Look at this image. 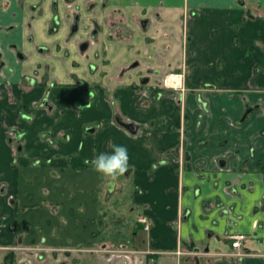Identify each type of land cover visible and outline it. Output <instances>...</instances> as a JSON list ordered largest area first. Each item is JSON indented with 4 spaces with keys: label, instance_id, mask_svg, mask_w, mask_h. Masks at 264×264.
<instances>
[{
    "label": "crops",
    "instance_id": "1",
    "mask_svg": "<svg viewBox=\"0 0 264 264\" xmlns=\"http://www.w3.org/2000/svg\"><path fill=\"white\" fill-rule=\"evenodd\" d=\"M54 2L63 17L64 0H0V25L17 28L9 37L0 33L1 47L15 40L33 55L18 64L7 52V70L0 75V245L13 244L18 231L21 246L33 239L20 230L14 206L8 203L9 196L18 203V178L32 166L72 174L54 185L61 190L58 198L45 190L51 207L41 233L46 247L63 251L47 254L45 264H264V0H75L82 23L96 17L103 40L116 33L118 37L104 41L105 52L98 60L92 59L95 49L81 60L70 44L64 64L50 62L58 80L73 83L68 74L76 73L92 84L89 108L76 109L88 102L89 90L66 88L52 91V110L36 109L44 90L27 88L23 102L31 120L24 123L17 166L7 141L9 129L19 121L13 99L20 97L21 74L45 61L34 54V47H52L61 40L47 34ZM32 6L33 13L28 9ZM30 19L32 45L23 41ZM55 52L56 57L62 54ZM71 62L81 65L75 69ZM90 62L98 69L93 76L88 73ZM150 70L160 76H151L139 89V80ZM170 71L185 74L180 100L173 91L159 98L160 91L154 89ZM199 96L209 113L198 127ZM248 106L257 108L238 125ZM116 115L136 124L138 134L118 126ZM44 131L57 139L54 146L47 148L41 141ZM64 133L70 134L69 142L58 141ZM112 144L127 148L125 174L115 182L100 174L97 180H72L81 172H96L87 163L111 152ZM47 158L53 159L51 165L34 167L35 160ZM86 209L90 214L83 221L78 212ZM121 212L134 219L132 228L121 226ZM141 214L151 220L147 232L137 223ZM95 223L106 233L101 241ZM124 230L132 235L127 250L144 253L109 258L108 251L123 244L115 234ZM240 234L245 235L242 257L235 256L228 238ZM27 259L39 264L32 256Z\"/></svg>",
    "mask_w": 264,
    "mask_h": 264
},
{
    "label": "flooded vegetation",
    "instance_id": "2",
    "mask_svg": "<svg viewBox=\"0 0 264 264\" xmlns=\"http://www.w3.org/2000/svg\"><path fill=\"white\" fill-rule=\"evenodd\" d=\"M75 0H64L65 5V12L64 16L61 17L58 3L54 2L51 6V19L48 26L47 34L50 37H54L57 39V37L61 36L60 41H55L54 45L51 47L49 44L47 45H39L35 46L33 51L34 54L36 53L37 56H40L41 58H44L45 61L39 62L36 67L29 73V72H23L21 74V79L19 82L20 87V97L18 99H13V102H15L16 109L18 110V123L15 127L10 128L8 131V137L7 141L10 146H12L13 152L15 154L14 161H17L18 155L22 151V142L24 138V123L29 122L31 120V116L28 115L27 108L23 102V96L26 93L27 88H35L39 87L44 90L43 97L37 102L33 107L36 109L46 108L48 110H52L53 106L49 104L50 95L53 90L55 89H83V90H89V98L88 102L86 104H80L77 106L76 109L83 110L87 109L91 106L92 99H94V93L92 91V84L88 83L84 78H79L76 73L68 74V79L72 80L73 83H67L63 80H58L57 78L53 77L52 73V67H51V61L59 62V64H64V61L69 57V49L68 46L70 44H75L77 47V53L82 58L88 56V52L91 49H95L96 51L92 55V59H99L100 56L102 57L105 52V46L106 44L104 41L113 40L115 41V38L118 37V34L114 35H108L106 36V40L102 39V27L97 24L96 17H91L90 19L87 18L86 23H82L81 19V13L78 6H75L74 4ZM88 10L92 11L94 9L93 4H89ZM29 12H34L36 10L35 6L29 7ZM32 19L29 20V22L24 26V29H28V33L26 36L24 35V42L31 44L34 41L33 31H32V25H31ZM147 25V21L144 20L141 22V27L145 28ZM64 28L67 30V32L63 35L60 34V30ZM15 25H6L1 26L0 25V33H2L4 36H11L14 35V31H16ZM84 32V33H82ZM80 34L84 36L82 39L80 37ZM63 35V36H62ZM7 44L2 48L0 45V75L4 73L7 70V60H6V54L9 52V54L14 58V61L18 62V64L23 63L25 61H28L32 58L33 55H29L28 52L20 47L15 40H12L10 42H6ZM23 46V44H22ZM54 51V52H53ZM57 52H61V56L56 57L54 54ZM87 53V54H86ZM75 69L79 68L81 65L79 62H71L70 64ZM88 73L90 76L95 75V73L98 71L97 66L90 62L88 64ZM153 70L147 71L144 76L141 77L139 80L138 88H144L151 82V76H160L159 71ZM172 78H175V81L172 80ZM4 84L8 87L10 85V80L5 78ZM143 80H146L145 83H143ZM185 83V74L182 72H167L166 74L162 75L158 80L157 84L155 85L154 89H158V96L162 97L164 92L166 91H173L176 92L179 95L178 100L182 99L184 96V93L186 91V88L184 86ZM9 88V87H8ZM217 91V90H215ZM11 90H9V93ZM105 95L109 96V90H105ZM16 100V101H15ZM180 102V101H179ZM198 107H199V115H198V124L199 127L201 125V120L204 118V116L208 115V103L199 96L198 98ZM255 107L248 106L246 107L243 115L240 117V119L237 121L238 125L243 124L246 122L249 118V116L252 114L253 111H255ZM115 121L123 128L126 132L129 134L136 136L139 131V127L128 121H123L118 115L115 116ZM133 125L136 127L135 133H131L125 125ZM90 131H93V128H88ZM58 141L61 142H69L71 140V136L69 133H64L63 135L58 137ZM41 141L46 145L47 148H50L54 146V144L57 142V139L53 137L52 133L50 131H44L42 132L40 136ZM83 147V143L79 144V149ZM170 151H174V146L170 149ZM154 152V151H153ZM253 149L249 150L250 156H253ZM156 154V152H154ZM53 159L47 158L46 160H35L34 161V167L39 166L41 164H45L46 166H49L52 164ZM92 161H89L87 163V166H91ZM158 163L155 164L154 167H157ZM78 171V170H77ZM23 176L20 175V178L18 180H22ZM1 192H4L1 190ZM110 194V193H109ZM19 196V195H18ZM109 196L107 194L106 200L109 199ZM8 203L12 206H14L15 210V216L17 215V207L18 203L16 202L15 198L13 196L8 197ZM58 207V206H56ZM144 220L145 223L148 224V230L145 229L144 223L140 220ZM137 223L142 225V229L147 232L150 230L152 223L148 216L141 214L137 218ZM23 234L28 235V232L30 231L28 227L23 229ZM2 231V226L0 225V233ZM21 232V231H20ZM19 231L16 234L15 242L11 244L10 246L0 245V254H1V261L0 264H30V261L27 259V257L32 256L34 257L35 262L39 264H45L46 263V256L47 254H58L63 253L61 250L51 249L46 247V240L43 234L40 231L38 234V237L35 239L28 240V246H21L22 243V237L19 235ZM119 233V232H118ZM117 235V233H116ZM241 235V234H240ZM245 237V235H243ZM114 237V235H113ZM116 237V236H115ZM230 241H232L231 236L228 237ZM245 241V238H244ZM243 241V243H244ZM127 242H123V244H120L119 248L109 250L108 253L111 254V257L115 258H129L130 255H142L144 252L141 251H132L127 250ZM232 248V242L230 244ZM244 246V244H243ZM244 250H242V253ZM245 253V252H244ZM24 255V256H23ZM236 256V255H235ZM231 257V256H230ZM234 257V256H233ZM240 257V256H238ZM242 257V256H241ZM236 258V257H235ZM59 264H65L64 262H60Z\"/></svg>",
    "mask_w": 264,
    "mask_h": 264
},
{
    "label": "rangeland",
    "instance_id": "3",
    "mask_svg": "<svg viewBox=\"0 0 264 264\" xmlns=\"http://www.w3.org/2000/svg\"><path fill=\"white\" fill-rule=\"evenodd\" d=\"M14 162L16 163L17 166L19 165L17 161H14ZM51 170L52 169L50 168L41 169V168H32L31 166V169L25 172L27 175L25 174L26 176L23 177V179L20 182V191H19V196H18V207H17V212H16L17 213L16 218H17L20 230L28 227V229L30 230L28 232V235H30L33 239L34 238L36 239L38 237L39 235L38 233L40 231L44 230L45 232L46 226H45L44 221L47 219V215L50 214L51 204L45 195L46 188H48L49 191L54 194V197L58 198L57 195L58 193L61 192V190L60 188H58L59 192L54 190L53 189L54 185L56 183H60V180H68L69 177L72 175L71 173H65V171H61L59 169H55L54 171H51ZM98 174L99 173L93 172V171L91 172L84 171L78 175L76 174L72 176V180L74 179L88 180L90 176L91 177L89 180H97V177L99 176ZM27 180H31V182L30 181L26 182ZM71 191L73 193H77L76 188H73V190ZM104 192L106 193L105 189H104ZM91 193L93 192L91 191ZM84 200H87V199H84ZM59 206L62 208V205H59ZM78 214L84 221L85 218L89 216L90 210L86 209L83 213L78 212ZM119 220L122 223L121 226L125 229L132 228V225L134 224V219L128 218L125 212L122 214V216L119 217ZM129 220H130V223H129ZM60 225H61V222H60ZM102 227L98 225V223H95L93 227L99 232L97 235L100 241L106 235V233H102ZM115 236H116L115 238H117V242L119 241L126 242L128 239H130L132 235H131V232H125L124 230V231H121V233H117V235L115 234ZM111 237H113L112 234H111ZM0 261H1V254H0Z\"/></svg>",
    "mask_w": 264,
    "mask_h": 264
},
{
    "label": "clouds",
    "instance_id": "4",
    "mask_svg": "<svg viewBox=\"0 0 264 264\" xmlns=\"http://www.w3.org/2000/svg\"><path fill=\"white\" fill-rule=\"evenodd\" d=\"M94 170L102 177L115 182L125 174L129 167V155L126 146L112 144L111 152L100 153L92 161Z\"/></svg>",
    "mask_w": 264,
    "mask_h": 264
},
{
    "label": "built area",
    "instance_id": "5",
    "mask_svg": "<svg viewBox=\"0 0 264 264\" xmlns=\"http://www.w3.org/2000/svg\"><path fill=\"white\" fill-rule=\"evenodd\" d=\"M172 80L175 81V78H172ZM141 222H143L145 225V229L148 230V224L145 223V221L142 219L140 220ZM244 236L243 235H234V236H231V239H232V249L234 250L235 255L236 256H243V253H242V246H243V241H244ZM241 251V252H240Z\"/></svg>",
    "mask_w": 264,
    "mask_h": 264
},
{
    "label": "water",
    "instance_id": "6",
    "mask_svg": "<svg viewBox=\"0 0 264 264\" xmlns=\"http://www.w3.org/2000/svg\"><path fill=\"white\" fill-rule=\"evenodd\" d=\"M145 82H146V80H143V83H145ZM125 127H126L131 133H135V131H136V127L133 126V125H131V124H129V125H125Z\"/></svg>",
    "mask_w": 264,
    "mask_h": 264
}]
</instances>
